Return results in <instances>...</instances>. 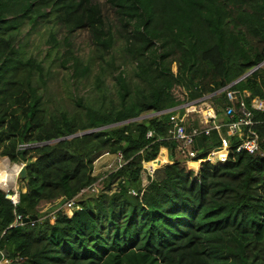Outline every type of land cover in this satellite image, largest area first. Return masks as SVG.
<instances>
[{"label": "trees", "instance_id": "obj_1", "mask_svg": "<svg viewBox=\"0 0 264 264\" xmlns=\"http://www.w3.org/2000/svg\"><path fill=\"white\" fill-rule=\"evenodd\" d=\"M107 3L115 33L92 0H0V159L27 172L16 206L0 190V250L12 264H264V113L250 108L264 100V68L232 86L250 94L254 155L213 165L207 155L222 146L213 131L194 160L164 162L160 151L173 157L175 149L170 114L141 119L211 95L225 107L219 92L264 62V0ZM39 21L68 36L87 30L102 60L122 42L138 83L115 76L118 109L79 118L47 111L33 84L43 67L23 58L13 37ZM64 62L75 77L89 72L70 49ZM238 144L233 138L232 149ZM103 153L120 154L122 165L99 180L93 158ZM156 160L163 164L151 176L143 164ZM94 187L70 218L47 217ZM14 213L38 220L13 225Z\"/></svg>", "mask_w": 264, "mask_h": 264}, {"label": "rangeland", "instance_id": "obj_2", "mask_svg": "<svg viewBox=\"0 0 264 264\" xmlns=\"http://www.w3.org/2000/svg\"><path fill=\"white\" fill-rule=\"evenodd\" d=\"M92 1L100 6L106 28L115 33L116 18L107 0ZM115 36L117 38L116 34ZM13 37L22 57L34 58L43 67L42 76H35L33 84L38 88L42 103L51 114L64 112L70 118H79L89 108L102 109L103 112L118 109L120 99L116 93L115 76L122 71L127 82L132 85L138 83L133 74L135 67L123 56L120 41L116 42L113 50L102 60L87 30H79L68 36L64 28L50 21H39L35 27L25 22L19 31L13 33ZM51 37L55 39L56 46L51 41ZM67 49H70L74 56L89 68L86 76H73V70L69 68L70 64L64 62ZM106 62H109L111 66ZM259 68H264V63ZM215 105L219 108L216 112V120H224L223 102H215ZM182 112V110L178 111L179 114ZM154 116L148 114L141 119ZM200 146L199 140L196 143V149L199 150ZM114 162H116V156L108 153L94 157V175L99 180L105 179L109 173L108 167ZM0 165L3 167L0 172L4 171L0 176V190L7 195L8 199L14 197L18 199L19 194L26 191L25 183L18 178V173L25 165L10 164L6 158L0 159ZM95 194L91 190L85 191L77 198V205L79 206L83 201H91ZM54 210H50L47 217H52Z\"/></svg>", "mask_w": 264, "mask_h": 264}, {"label": "built area", "instance_id": "obj_3", "mask_svg": "<svg viewBox=\"0 0 264 264\" xmlns=\"http://www.w3.org/2000/svg\"><path fill=\"white\" fill-rule=\"evenodd\" d=\"M233 85L226 86L219 93L223 92L225 95V107L223 109L224 120L217 121L216 112L219 109L212 101L211 96L203 97L194 102H188L181 106L175 107L169 112V129L166 139L174 143V155L169 157L170 160L177 161H190L194 160L199 153L196 149V143L200 137H209L210 134L215 131L221 140V148L212 149L206 160L213 165L225 164L233 161L235 156L239 153H246L248 155H254L259 152V138L257 133L253 130L255 122L251 111L247 108L245 100L250 97L248 92H239L232 90ZM216 93V94H219ZM215 94V95H216ZM250 108L258 112L264 113V100L259 98L251 99ZM179 110L183 112L178 113ZM221 110V108H220ZM225 129V131H224ZM224 131V134H223ZM153 137V132H147L146 138ZM237 138L239 144L235 149H232V139ZM116 162L111 164L108 169L109 172L113 171L122 165L120 154L115 155ZM202 161H199L201 163ZM163 164L162 161H154L150 164H143V168L152 176L153 172ZM91 190L98 193V190L94 188L86 189L82 191L76 198L63 204L59 209H56L52 216L56 212H62L68 218L73 215V212L79 209L76 203L77 198L85 191ZM13 206L18 203L17 198H9ZM15 215L13 225L22 224L23 218L20 215ZM12 227V226H11ZM13 260L7 258L5 254L0 250V264H12Z\"/></svg>", "mask_w": 264, "mask_h": 264}, {"label": "water", "instance_id": "obj_4", "mask_svg": "<svg viewBox=\"0 0 264 264\" xmlns=\"http://www.w3.org/2000/svg\"><path fill=\"white\" fill-rule=\"evenodd\" d=\"M263 63H264V62H263ZM263 63H262V64H263ZM262 64H260V65H262ZM260 65H259V66H260ZM259 66L256 67V68H254V69H252V70H250V71H248L245 75H243L242 77H240L239 79H237L235 82H233V83L230 84V85H234V84L240 82L241 80H243L244 78H246L247 76L251 75L254 71H256V70L259 68ZM222 90H223V89H222ZM171 111H172V109H171V110L164 111V112H161V113H155V114H152V115L159 116V115H162V114H167V113H169V112H171ZM146 126H148V124H146ZM92 132H95V131L84 132V133H81V134H77V135H75V136H73V137L82 136V135L89 134V133H92ZM220 149H221V148H219L218 150H220ZM18 178H19L20 180H22L23 182L26 181V178H27V172H26L25 166H23V167L21 168L20 172L18 173ZM37 220H38L37 217H28V218H25V219L23 220V223H24V224H28V223H30V222H34V221H37Z\"/></svg>", "mask_w": 264, "mask_h": 264}, {"label": "crops", "instance_id": "obj_5", "mask_svg": "<svg viewBox=\"0 0 264 264\" xmlns=\"http://www.w3.org/2000/svg\"><path fill=\"white\" fill-rule=\"evenodd\" d=\"M159 157L165 159L164 162H169V157H171L166 149H162L160 151ZM0 169H3L2 165H0ZM0 176L4 173V171L0 172Z\"/></svg>", "mask_w": 264, "mask_h": 264}, {"label": "bare ground", "instance_id": "obj_6", "mask_svg": "<svg viewBox=\"0 0 264 264\" xmlns=\"http://www.w3.org/2000/svg\"><path fill=\"white\" fill-rule=\"evenodd\" d=\"M15 198V197H14Z\"/></svg>", "mask_w": 264, "mask_h": 264}]
</instances>
